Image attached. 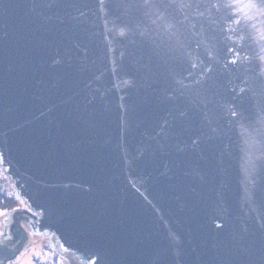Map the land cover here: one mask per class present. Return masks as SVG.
I'll return each instance as SVG.
<instances>
[{"label": "water", "instance_id": "water-1", "mask_svg": "<svg viewBox=\"0 0 264 264\" xmlns=\"http://www.w3.org/2000/svg\"><path fill=\"white\" fill-rule=\"evenodd\" d=\"M0 166V264H264V0H0Z\"/></svg>", "mask_w": 264, "mask_h": 264}, {"label": "rangeland", "instance_id": "rangeland-1", "mask_svg": "<svg viewBox=\"0 0 264 264\" xmlns=\"http://www.w3.org/2000/svg\"><path fill=\"white\" fill-rule=\"evenodd\" d=\"M13 195L15 196L14 193H11V196ZM18 208H24V205H20ZM12 218L13 216L10 212L0 213V243L5 245L11 241ZM28 231V244L23 252L13 262H8V264H34L37 258L46 261L50 260L49 258H56L60 264H87L81 255L63 250L52 232L44 231L43 233L36 234L30 229Z\"/></svg>", "mask_w": 264, "mask_h": 264}, {"label": "trees", "instance_id": "trees-1", "mask_svg": "<svg viewBox=\"0 0 264 264\" xmlns=\"http://www.w3.org/2000/svg\"><path fill=\"white\" fill-rule=\"evenodd\" d=\"M14 193L15 196H11ZM20 205H24L23 201L20 199L13 181L10 177L6 176L3 169L0 166V213L1 212H13L14 209L18 208ZM50 260L36 259L34 264H60L58 259L49 258ZM50 261V262H49Z\"/></svg>", "mask_w": 264, "mask_h": 264}, {"label": "flooded vegetation", "instance_id": "flooded-vegetation-1", "mask_svg": "<svg viewBox=\"0 0 264 264\" xmlns=\"http://www.w3.org/2000/svg\"><path fill=\"white\" fill-rule=\"evenodd\" d=\"M24 208H25V209H28L27 206H26L25 204H24Z\"/></svg>", "mask_w": 264, "mask_h": 264}]
</instances>
